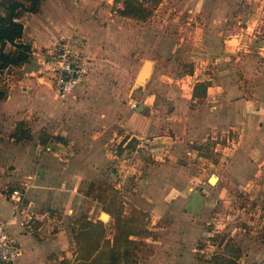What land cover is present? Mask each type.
Segmentation results:
<instances>
[{
  "label": "crops",
  "instance_id": "0c3cea01",
  "mask_svg": "<svg viewBox=\"0 0 264 264\" xmlns=\"http://www.w3.org/2000/svg\"><path fill=\"white\" fill-rule=\"evenodd\" d=\"M163 1L166 0H160L158 6ZM172 1L176 14L179 9L180 15L204 17L205 24L193 28L195 31L203 32V38L195 42L198 49L190 56L192 59L190 64L193 67L190 73L176 77V73L172 72L171 69L174 67L176 69L182 62L180 55H169L162 57L160 61L152 62L151 76L142 91L145 114L141 113L142 109L139 112L142 107L140 103L134 110L130 107V101L123 107L116 101L106 107L96 108L94 111L97 114L93 117L90 115V111L93 110L90 101L95 98L96 91L103 93L105 88V84L100 82L97 86L93 84L95 80L107 78L95 73L96 64L106 66L105 57H109L107 54H110L119 64L115 73L116 78L125 80L129 77L128 66L133 72L136 65L134 58L128 54L136 46L134 41L136 31L134 28L124 27V19L128 21L130 18L122 15L124 6L117 4L119 0H43L40 13H25L21 16L19 21L24 25V33L17 43L30 46L32 58L30 63L15 68V77L18 81L14 85H9L6 98L0 101V118L10 121L11 117L15 116L21 117L32 113L38 116L33 120L32 140L37 132H40V136L38 147L33 146V151L19 155L17 152L19 146L32 140L18 143L11 136L17 153L12 174L13 180L31 184L28 192L33 193L35 207L43 208V211L33 213L31 228L23 221L21 210L15 211L10 194L5 195L0 185V223H12L10 227H14L17 236L11 234L22 247V255L17 264H53L49 258L54 254H57L60 260L77 258L72 230H62L60 221H57L59 223L54 228L50 226L55 222V218H52L54 211L52 209L59 208L60 211L65 208L66 212L73 213L72 208L75 204L73 201L78 199L80 187L85 181L98 182L105 176L106 171L110 176L114 175V167L107 164L114 162L112 160L117 156L111 155L110 159L109 155L104 154L101 150V141L98 139L100 133L91 134L87 129L90 124L93 127L102 125L98 115H103L104 112L117 116V122L124 130L123 146L134 140L139 142L138 145L149 143L151 154L158 161L147 170L146 178L147 182L152 183L151 194L154 201L152 203L144 200L142 203L131 201L132 205L144 213L150 209L163 211L164 214L170 213L173 215V221L179 223L175 228L177 232L172 231L164 240L153 236L145 238L130 236V240L137 241L138 245L143 241L149 243L148 248L151 250V253L143 256L138 251L133 253L134 264H188L183 259L175 261L174 258L177 252H181L182 249L186 251L185 248L196 241L197 227L187 228L186 224H192L189 220L199 212L198 208L207 204L200 200L201 206L200 204L192 206L195 194L194 188L191 187L192 181L200 180L199 177H202L204 171V169L198 171L196 161L203 157L199 155V148L195 143L205 139L211 141L215 150L214 158L217 160L210 164L212 170L227 174L236 187L246 191L251 186L258 187L257 178L253 182L252 178L264 172V38L256 40L257 44L254 43L250 50L246 47L251 45L254 39L250 37L248 40L250 43H247L246 38L250 30L264 32V0ZM252 16L254 18L250 20L249 17ZM71 32H77L85 39L89 58L88 75L83 84L85 86L79 91L81 94L77 93L79 96L83 94L79 103L74 102L75 98L72 96L81 87L66 101H61L56 97L49 82L39 81L42 80L44 63L37 54L49 48L58 35ZM122 42H125L124 47ZM176 44L166 41L159 43L158 48L163 51L178 50L181 45ZM1 50L9 53L13 47L10 44L4 46L0 44V52ZM243 51L247 52L241 53ZM238 55L242 58L237 57ZM240 61L242 72L247 75V80H250L244 88L238 83L243 76L239 75L236 67L230 65L231 62L236 64ZM185 79H190L191 88L188 95H182L181 90L172 86L185 83ZM244 82L246 83V80ZM199 84L207 87L203 96L201 89L195 90ZM117 90L118 88L114 89V92ZM51 93L52 100L49 98ZM183 97L189 99L183 101ZM189 101L193 107L188 104ZM68 105L74 106L72 111L74 113L70 112L68 119L73 121L77 116L81 118L82 123L75 133L66 132L64 128L59 129V126L65 128L67 126L63 123L65 117L62 115L68 112ZM170 112L172 113L168 114ZM2 122L3 125H8L0 120V123ZM17 125L18 123L15 131ZM42 131L57 140L47 147L42 146L40 144ZM76 135L79 136L77 140L74 139ZM231 136L234 137L232 142L229 140ZM225 138L228 144H223ZM64 139L67 141L69 139L70 145L78 144L80 151L73 154L74 157L62 150L54 151ZM215 145L218 146L216 149ZM40 148L45 150L43 154L38 150ZM184 153L192 156L196 163H193L192 158L186 160ZM188 190L192 192L188 199L174 195L170 200H166V194L169 192L181 193ZM213 190L218 191V188ZM122 206L124 207L123 204ZM181 207L185 210L182 211ZM124 214L127 216L130 213ZM108 217L109 221L115 222L110 214ZM93 221L95 223L96 220ZM194 224L197 225V221ZM181 226L186 233L178 232ZM22 239L25 240L24 244ZM186 254H191L188 249ZM77 261L80 262L78 259ZM124 262L125 260H122L121 264H125ZM194 264H197L196 261Z\"/></svg>",
  "mask_w": 264,
  "mask_h": 264
},
{
  "label": "rangeland",
  "instance_id": "374dc122",
  "mask_svg": "<svg viewBox=\"0 0 264 264\" xmlns=\"http://www.w3.org/2000/svg\"><path fill=\"white\" fill-rule=\"evenodd\" d=\"M119 1L120 2L117 4H123L124 6V3L122 2L123 0ZM118 7H120V5H118ZM174 8L175 5L173 4V1L166 0L156 7L151 13L148 11H146V13L139 7H136L134 8V10H136L134 14L135 16L130 17V20L128 21L124 19V27L134 28L136 31L134 36L136 46L128 52L129 57L132 56L134 58L136 65L134 66L133 72H131V68L128 66L127 73L129 77L125 80L123 78H116L115 73L118 70L117 67L119 64L114 57L110 56V54H107L109 57H105L107 60L106 66L96 64L95 73L99 76L102 75L107 78H102L99 81L95 80L93 84V86H97L100 82L101 84H105V88H103V93L101 91H96L95 98L90 101V105L93 109L90 111V115H92V117L97 114L94 111L96 108L99 109L101 106L106 107L116 101L120 107H123L124 104L126 105L128 101H130L129 104H131L133 100L138 101L140 106H142L139 112L142 109L141 113H146V109L144 107L145 104L143 103L144 94L142 92L144 86L137 88L134 87L139 69L146 61H160L162 57L180 55L179 57H181L182 62H180V65H178L176 69H174L175 67L172 68V72L176 73V77H180L183 74L191 72L193 67L190 64V61H192L190 56L196 53L198 49L195 46V42L203 38V32L199 30L195 31L193 28L199 27L200 24H205L204 17H190L189 14L180 15L178 14L179 9L176 14V12L173 11ZM249 18L252 20L254 17L252 16ZM251 31L252 30H250V34L247 35L246 41H248L251 37L254 39V42L246 47L248 48L247 50H250L254 43L257 44V42H255L256 40H263L264 38L263 30L260 32ZM67 36H70L71 44L74 49L87 55L86 41L83 37H81L77 32L68 33ZM254 36L256 38H254ZM166 41H170L171 44L177 43L181 45V47H179L178 50L166 49L165 51L158 48L159 43H164ZM247 43L250 42L248 41ZM121 44L124 47L125 42H122ZM118 48L119 47H117V49ZM123 50L125 49L123 48ZM244 52L247 51H243L241 53ZM249 55L252 54L249 53ZM123 57H125L124 54ZM237 57L242 58L241 55H238ZM232 62L230 65L236 67L239 71V75L243 76L238 83L243 85V88L247 87L250 80H247V75L245 76L242 72L240 65L241 61L236 64H233ZM123 68H125V66H123ZM15 76V68H11L10 70H6L1 73L0 90L7 94V91L10 88L9 85H14L18 81ZM244 80H246V83ZM39 81L42 83L48 82V80ZM84 86L85 85H82L81 88L72 96L75 98V100L72 99L74 102H80L83 94L79 96V94H81L79 91ZM172 86H176L179 91L181 90L182 95H188L191 88L190 79H185V83H182L181 85L176 84ZM116 88H118V90L114 92V89ZM201 93L203 94L202 90ZM49 98L52 100V93ZM185 99L188 100L189 98L183 97V101ZM188 104L193 107L191 101H189ZM67 108L68 112L63 113L62 115V117H65L63 123L67 126L66 128L59 126V129L63 130L64 128L66 132L75 133L82 123L81 118L80 116H77V119L73 121L71 119L69 120L68 115L70 112L74 113L72 112L74 111V106L68 105ZM171 113L172 112L168 114ZM26 116H28L29 119ZM26 116L11 117L10 121H7L5 118L4 120L3 118H0V120L8 123L7 126L3 125V122L0 123V185L3 189L2 192H4L5 195H11L12 190L15 188L24 190L26 204L20 211V214L23 221H25V223L28 226L30 225L32 228L33 213L37 214L39 211L42 212L43 208L35 207L33 202V193L32 191L30 193L28 192L31 184H22L13 180L14 175L12 174L15 169L13 163L16 162L15 157L17 154L14 149L15 144L12 143L11 140V136L15 131V126L17 123H21L19 121H23L22 123H24L27 128H32L30 130L33 133V120L38 117L36 114L33 115V113ZM98 116L100 117L98 119L102 121V125L99 127H93V125L90 124L87 129L90 130L89 132L91 134H94L95 132L100 133L98 139L101 141V150L104 154L109 155V157L111 155H113V157L117 156L116 158H113L112 161L114 162H109L112 164H107L108 166L114 167L115 173L113 176H110L106 171L105 176L98 182L88 180L85 181L83 186L80 187L81 191L79 192L80 195L77 196L78 199H74L73 201V203H75L72 208L73 213L66 212L67 209L65 208L60 210L62 212L58 210L59 208L52 209L54 210L52 218H55V222L54 224L51 223L50 226L54 228L55 225L59 223L57 221L62 222V224H60L62 230H72L74 238L72 241L76 240L75 235L77 233L81 234V229L89 228L91 223H94L93 220H96L95 222L98 223H103L106 237L112 241L115 235L119 233L115 222L113 220L109 221L108 219L109 214L107 213V210L110 209L109 207L113 202L117 201L118 203L114 206L115 210L119 209L125 213H130L131 207L135 208L131 201H140L141 203L142 200L147 203H152V201H154V197L151 194L152 183L147 182L146 180L148 176L147 170L151 166H155L158 162L151 154V145L149 143L138 145L139 142L134 140L133 142H129L126 146H123L125 141L123 134L124 130L117 122V116L106 112H104L103 115L100 114ZM102 116L104 117L101 118ZM104 121H106L105 124ZM90 123H92L91 120ZM41 133L44 132L42 131ZM39 136L40 132H37V135L33 137V140L30 143L20 145L17 151L19 155L23 152H31L34 147H38ZM35 138H37V140ZM78 138L79 136L76 135L74 139L77 140ZM226 138L224 139V142L222 141L223 144H228ZM232 138L234 137L231 136V139L229 138L231 142L233 140ZM69 142V139L68 141L64 139V142L57 146L54 151L57 152L58 150H62L65 153L72 154V156L73 154L75 155L76 153H79L78 151L80 150L78 144L70 145ZM195 144L199 148V155L203 157V159L196 161L198 162V171H202V169H204V171L202 177H199L200 180L192 181V184L194 185L191 184V187L194 188L193 192L195 193L192 198V206H198L200 204V200H202L203 203L206 202L207 204L205 207L202 206V208H198L199 212L193 216L192 220H189L192 224H186L187 228L188 226L197 227L198 231L195 238L196 241H194L191 246H187L185 248L186 251L188 249L191 254L187 255L186 251H182V249V253L177 252L174 260L183 259V261L188 264H190L189 262L194 264L195 261L197 264H205L206 261L215 263L216 261H220V257L225 254V257L228 259L230 258L232 260H236L240 264H264V172H261L258 177L254 178L253 176L252 178V182L257 178L259 185L257 183L256 185L258 187L251 186L247 191L243 189L241 190L236 187L235 184L231 183L230 177L227 174H223L215 169L212 170L213 167L210 164L217 162V160L214 158L215 150L213 149L211 141L209 139H205L200 143ZM217 147L218 146L215 145V149ZM42 148L38 150H40L43 154L45 150H42ZM183 155L186 160L192 158V156L187 153H184ZM192 161L193 163L195 162L193 158ZM104 170L105 168L102 172ZM213 178L216 179L215 184L212 183ZM218 179H220L219 184L217 182ZM217 188L218 191L213 190ZM174 195L188 199L192 196V192H189V190L181 193L169 192L166 194V200H170V198ZM120 204L124 205V209L121 208ZM199 206H201V204ZM134 210H137V208ZM181 210L184 211V207H181ZM145 214L146 218H144V222L146 226L139 229L143 228L147 231L150 234L149 237L153 236V238L164 240L171 234L172 231H176V225H179V223L176 224L173 221V215L170 213L164 214L163 211L159 212L155 209H150V211L145 212ZM104 216H107L108 218L105 219ZM195 221H197V225L194 224ZM11 224H6L7 230L17 236L16 231L13 230L14 227H10ZM74 228L77 230L74 231ZM14 231L15 233H13ZM178 232L186 233L184 227L182 228V226L178 229ZM21 241L24 244L25 240L22 239ZM140 244L142 246L130 245L127 248L129 249L130 254L133 255L136 251H138V253H142L140 254L142 256L151 253V250L148 248L149 243L143 241ZM78 249L79 247L75 246L76 252ZM238 249L240 250V258H238ZM49 260H51L53 264H81L80 262L78 263L77 258L75 257L71 258V260H60L57 254L52 255ZM108 261H110V259ZM112 262L113 263L111 264H117L114 261Z\"/></svg>",
  "mask_w": 264,
  "mask_h": 264
},
{
  "label": "trees",
  "instance_id": "16d2710c",
  "mask_svg": "<svg viewBox=\"0 0 264 264\" xmlns=\"http://www.w3.org/2000/svg\"><path fill=\"white\" fill-rule=\"evenodd\" d=\"M42 2L43 0H2L0 2V44L2 46L10 44L13 47V50L9 53H5L3 50L0 52V75L6 70L20 68L31 62V47L17 43V40L24 33V25L19 20L25 13H40ZM123 3L125 7L122 15L130 18L135 16L136 10L134 8L139 7L143 11L151 13L158 6L160 0H152L150 5H146L144 0H123ZM197 89L203 91L202 96L206 94L207 87L204 84L197 85L195 90ZM6 96L7 94L0 90V101ZM12 137L18 143L31 141L32 132L24 123H18L16 132ZM56 140V138L42 133L40 144L47 147L51 142ZM117 204V201L113 202L109 207L110 209L107 210V213L114 218L116 228L119 230L113 241H110L106 237L105 228L101 222L91 223L89 228H83L81 229V234L77 233L75 235L76 246L79 247L77 259L82 262L81 264H111L113 263L112 261L121 264L122 260H125V264H128V262L129 264H134L132 262L133 255L130 254L127 248L130 245L139 244L137 241H131L130 236L139 238L150 236L143 229L146 226L144 222L146 214L133 208L130 214L126 216L123 211L119 209L115 210L114 206ZM120 206L124 209L122 204ZM141 227L143 228L139 229ZM76 230L74 228V231ZM237 252L239 253L238 258H240V250L238 249ZM220 258V261H216L215 263L206 261L205 264H240L236 260L228 259L225 257V254ZM109 259L110 261H108Z\"/></svg>",
  "mask_w": 264,
  "mask_h": 264
},
{
  "label": "built area",
  "instance_id": "2783aa9c",
  "mask_svg": "<svg viewBox=\"0 0 264 264\" xmlns=\"http://www.w3.org/2000/svg\"><path fill=\"white\" fill-rule=\"evenodd\" d=\"M144 1L146 5L152 3V0ZM37 57L44 63L41 79L48 80L59 100L66 101L85 83L89 58L85 53L74 49L67 34L58 35L54 43L40 51ZM130 107L136 110L138 102L132 101ZM24 196V190L19 188L12 190L10 197L15 204V211L24 207L26 202ZM21 255L20 242L7 230L6 223H0V264H17Z\"/></svg>",
  "mask_w": 264,
  "mask_h": 264
},
{
  "label": "water",
  "instance_id": "95a60500",
  "mask_svg": "<svg viewBox=\"0 0 264 264\" xmlns=\"http://www.w3.org/2000/svg\"><path fill=\"white\" fill-rule=\"evenodd\" d=\"M153 63L151 61H146L144 65L142 66L136 82H135V88L137 87H143L148 82L150 76H151V69H152Z\"/></svg>",
  "mask_w": 264,
  "mask_h": 264
},
{
  "label": "bare ground",
  "instance_id": "6f19581e",
  "mask_svg": "<svg viewBox=\"0 0 264 264\" xmlns=\"http://www.w3.org/2000/svg\"><path fill=\"white\" fill-rule=\"evenodd\" d=\"M212 183H213V184L216 183V179H215V178L212 179ZM104 217H105V219L108 218L107 216H104Z\"/></svg>",
  "mask_w": 264,
  "mask_h": 264
}]
</instances>
